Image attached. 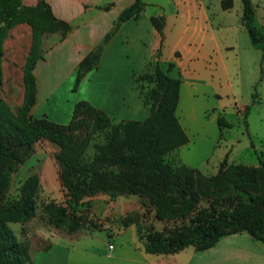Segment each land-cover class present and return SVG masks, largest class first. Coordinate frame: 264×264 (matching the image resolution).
Segmentation results:
<instances>
[{
	"label": "trees",
	"instance_id": "obj_1",
	"mask_svg": "<svg viewBox=\"0 0 264 264\" xmlns=\"http://www.w3.org/2000/svg\"><path fill=\"white\" fill-rule=\"evenodd\" d=\"M241 22L247 29L251 44L260 49L264 58V23L256 15L252 0H241ZM111 5L107 3L104 8ZM223 8L233 5V0H221ZM143 0H133L125 6L113 21L111 30L102 43L91 49L77 64L72 89L75 90L86 71L99 63L104 42L117 30L119 24L129 18H137L143 10ZM31 15L45 23L51 30H61L63 34L71 24L58 18L45 0L35 5L22 0H0V57L3 54L2 39L10 22ZM31 19V18H29ZM151 23L163 39V14L152 15ZM39 35L26 58L25 96L17 115H14L0 95V264H29L27 256L9 221L24 220L34 213V188L30 179L21 187L20 196L11 204L2 203V197L9 184L10 173L29 150L37 136H48L61 145L58 159L63 165V183L72 191L76 199L82 197L85 189L99 191L115 197L123 192L144 195L143 202L154 209L157 219L184 218L189 222L162 230L145 229L140 222L137 232L144 239L145 250L155 253L175 252L192 244L202 250L212 246L221 236L233 231L248 230L256 239L264 243V158L258 155V164H230L227 156L219 163L215 174L205 177L199 170L184 164L172 165L165 155L188 141L189 137L176 114L179 100L180 78L169 75L159 64L158 58L147 63V69L136 77L139 92L148 113L143 119H122L111 122V117L85 99L78 100L73 112L84 111L94 116L98 127L105 128L104 139L95 143L93 165L110 164L118 170H89L82 162L81 152L89 135L77 148L75 138L66 133L76 129L81 121L61 123L46 116L34 117L30 109L36 102L37 83L34 73L37 60L41 57ZM162 43V42H161ZM160 54V48L156 57ZM172 65V62L169 63ZM2 70L0 62V83ZM144 81L147 89L144 91ZM246 112L248 105L245 106ZM72 112V115H73ZM218 126L231 123L219 116ZM196 180H204L211 187L214 198L208 206L198 208L200 189L194 187ZM249 188L244 202L237 190ZM214 200H218L214 203ZM65 208L58 206L55 222H63ZM73 226V225H71Z\"/></svg>",
	"mask_w": 264,
	"mask_h": 264
},
{
	"label": "rangeland",
	"instance_id": "obj_2",
	"mask_svg": "<svg viewBox=\"0 0 264 264\" xmlns=\"http://www.w3.org/2000/svg\"><path fill=\"white\" fill-rule=\"evenodd\" d=\"M219 1L210 0L212 10L221 8ZM252 1L257 18L263 23L264 0ZM241 13V0H234L231 10L225 12L232 25L241 24L239 21ZM23 16L31 19L23 18L13 21L6 27L2 39L3 54L0 57L2 70L0 95L14 115L19 113L24 101L26 88L24 65L35 35H39L40 55H43L53 42L57 41V34L64 35L61 30H51L45 23L35 20L31 15ZM214 18L218 17L214 16ZM0 23L3 22L0 21ZM173 33L174 30L170 36ZM235 34L238 37V43H234L233 47H224L221 50L214 47L200 57L196 65H190L191 71L197 77L198 88L194 95H182L181 106L185 113H193V117L186 118L188 126H185L188 129L190 143L183 149L194 164H203L206 161L210 163L217 159L224 144H232L229 153L234 154L238 159V161H229L228 154L225 155L230 164H250L247 162L258 155L264 158V58L257 62H251L249 58H246V51L257 53L260 50L251 45L247 29L242 24L235 30ZM168 44L171 45L172 42ZM59 60L60 58L56 60L57 62H53L61 69L66 60L61 62ZM59 75H56L54 82V84L57 83L56 92L59 93L57 97L67 99L73 95L76 96L75 92L72 93L69 89L74 79L68 76L66 71ZM146 83L144 81L145 85L142 88L144 91L147 89ZM30 113L34 117H47L39 113L35 103ZM219 116L226 118L231 125L218 126ZM74 120L81 121V124L66 133L75 138L77 148L82 146L84 138L89 135L88 142L81 152L85 168L118 170L115 165L92 164L95 143L104 139L106 127L102 129L98 127L94 116L84 111L73 112L69 121L65 123ZM111 122L116 121L111 118ZM60 151L61 145L56 140L48 136H37L21 161L15 163L10 173L8 187L1 200L2 203L11 204L20 196L24 182L27 179L32 182L35 199L34 213L24 220L9 221L17 238L23 242L30 261L31 253L45 247L49 241L48 238L55 234L99 230V234L104 235L108 242L117 244L121 240H130L129 233L116 237L129 224H135L137 229L135 222H140L143 231L149 228L162 230L168 226L174 227L183 222H189L193 215L184 218L157 219L154 217V209L143 202L145 196L134 192H123L113 197L105 192L85 189L82 197L76 199L73 191L63 183V165L58 159ZM180 154L177 151H169L165 155V160L172 165H186L181 162ZM193 168L199 170L205 177L215 174L218 170L217 168L205 172L199 168ZM194 187L200 189L197 207L208 206L214 198L210 192L209 183L196 180ZM249 192L251 190L245 188L234 193L245 202ZM217 202L218 200H214V203ZM58 206L65 208L63 222L60 224L55 222ZM137 235L144 242L138 232Z\"/></svg>",
	"mask_w": 264,
	"mask_h": 264
},
{
	"label": "crops",
	"instance_id": "obj_3",
	"mask_svg": "<svg viewBox=\"0 0 264 264\" xmlns=\"http://www.w3.org/2000/svg\"><path fill=\"white\" fill-rule=\"evenodd\" d=\"M22 1L35 5L39 0ZM45 1L58 18L70 23L71 27L64 35L57 34V41L36 62L35 107L40 114L61 123L69 121L74 104L81 99L105 111L115 121L145 118L148 110L140 95L136 77L147 69L149 60L158 58L163 70L180 78L175 111L188 135L186 118L193 117V113L184 112L181 100L182 95H194L198 88L191 66L196 65L197 60L214 47L221 50L237 44L235 30L241 24L244 26L241 15V24L236 25H232L226 17L225 12L231 10L234 0L228 8H223L220 0L221 8L215 10L211 8L210 0H143L145 6L139 16L122 21L104 42L98 65L84 73L75 90L72 89L74 81L71 83L69 89L76 96L63 99L57 97V83L54 84L56 75L66 71L74 79L78 62L103 42L119 12L133 0ZM110 2L109 8L103 7ZM159 14L165 16L162 41L150 20L152 15ZM159 48L160 54L156 57ZM245 55L251 62L262 58L261 50L257 53L246 51ZM59 58V62L66 60L61 69L54 64ZM170 62L172 65H169ZM188 143L190 137L186 143L171 150L181 153V162L188 166L205 172L212 171L218 168L219 162L227 154L229 161H238L234 154L229 153L232 144H224L217 159L210 163L194 164L183 149ZM247 163L257 165L258 157ZM126 233L130 234V240H121L117 244L108 242L104 235L99 234V230L55 234L48 238L45 247L31 253L29 264H264V243L248 230L224 234L212 246L202 250L189 244L168 253L145 250L135 224L127 225L116 237Z\"/></svg>",
	"mask_w": 264,
	"mask_h": 264
},
{
	"label": "built area",
	"instance_id": "obj_4",
	"mask_svg": "<svg viewBox=\"0 0 264 264\" xmlns=\"http://www.w3.org/2000/svg\"><path fill=\"white\" fill-rule=\"evenodd\" d=\"M110 246H111V244H110Z\"/></svg>",
	"mask_w": 264,
	"mask_h": 264
}]
</instances>
